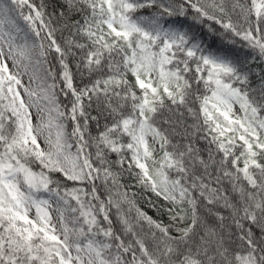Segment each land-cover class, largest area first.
Segmentation results:
<instances>
[{"label": "snow or ice", "instance_id": "1", "mask_svg": "<svg viewBox=\"0 0 264 264\" xmlns=\"http://www.w3.org/2000/svg\"><path fill=\"white\" fill-rule=\"evenodd\" d=\"M0 264H264V0H0Z\"/></svg>", "mask_w": 264, "mask_h": 264}]
</instances>
